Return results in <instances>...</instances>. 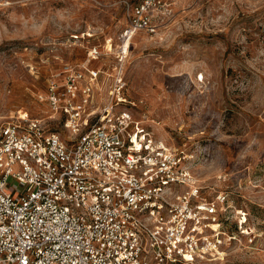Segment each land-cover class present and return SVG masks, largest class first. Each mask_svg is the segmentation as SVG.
<instances>
[{
	"label": "rangeland",
	"instance_id": "obj_1",
	"mask_svg": "<svg viewBox=\"0 0 264 264\" xmlns=\"http://www.w3.org/2000/svg\"><path fill=\"white\" fill-rule=\"evenodd\" d=\"M126 1L141 0H0V123L28 114L67 138L39 96L67 66L101 68L95 117L121 79L115 109L188 156L206 193L229 195L232 230L256 229L197 264H264V0H170L124 51Z\"/></svg>",
	"mask_w": 264,
	"mask_h": 264
},
{
	"label": "built area",
	"instance_id": "obj_2",
	"mask_svg": "<svg viewBox=\"0 0 264 264\" xmlns=\"http://www.w3.org/2000/svg\"><path fill=\"white\" fill-rule=\"evenodd\" d=\"M168 2L126 1L124 45L156 32L153 10ZM101 73L67 66L39 96L64 114L67 138L28 114L0 123V264H197L241 237L254 243L253 226L229 225L226 192L206 193L188 156L115 109L126 101L121 79L95 117Z\"/></svg>",
	"mask_w": 264,
	"mask_h": 264
},
{
	"label": "bare ground",
	"instance_id": "obj_3",
	"mask_svg": "<svg viewBox=\"0 0 264 264\" xmlns=\"http://www.w3.org/2000/svg\"><path fill=\"white\" fill-rule=\"evenodd\" d=\"M128 45H129V43L124 45V51H126V47H128ZM108 46L110 47V49H112V45L109 44Z\"/></svg>",
	"mask_w": 264,
	"mask_h": 264
}]
</instances>
